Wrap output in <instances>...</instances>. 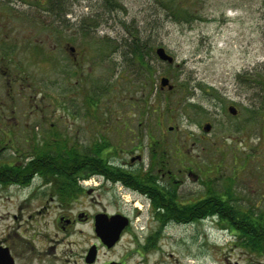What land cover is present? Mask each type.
<instances>
[{
  "label": "rangeland",
  "instance_id": "rangeland-1",
  "mask_svg": "<svg viewBox=\"0 0 264 264\" xmlns=\"http://www.w3.org/2000/svg\"><path fill=\"white\" fill-rule=\"evenodd\" d=\"M56 2L74 9L75 14L65 19L44 14L56 5L53 1L41 6V13L33 6L34 0H0V36L7 32L9 45L24 47L23 61L31 73L25 88L13 91V102L8 101L5 78L0 76V102L19 111L35 105V95H45L54 109L68 107L75 100L81 118L83 108H88L96 119L117 120L122 128L137 130L140 124L139 140L129 143L123 139L120 151L138 154L145 163L153 153H166L173 170L181 168L184 160V202L195 200L203 191L219 194L228 185L235 197L257 207L255 213H263L264 0L111 1L120 8L117 11L106 7L103 0ZM49 24L57 27H43ZM80 25L84 32H78ZM133 38L150 47L146 58L152 68L151 82L127 55L125 45ZM61 41L88 49L82 65L93 76H57L58 68L71 63L68 52L55 47ZM159 46L174 58L173 64L157 58L154 51ZM160 77H167L175 91L161 90ZM229 106L236 108L235 115L227 111ZM206 123L210 124L208 132L203 130ZM109 142L112 147L117 145L113 136ZM12 146L16 152L11 145L0 144V163L30 150L25 145ZM84 146L77 145L79 149ZM189 172L199 181H193ZM13 190L12 185L0 187V232L13 225L11 216L17 214L22 200V194ZM120 193L124 199L131 198L128 192ZM88 201L87 196L80 199L85 205ZM113 208L109 206V210ZM142 211V235L155 233L161 226L144 224L149 221L146 210ZM223 226L210 221L167 225L164 235L153 237L155 246L150 247L159 244L160 251L148 263L233 264L238 260L232 251L236 248L227 232L220 230ZM131 236L123 237L118 249L134 248ZM128 241L133 244L128 246Z\"/></svg>",
  "mask_w": 264,
  "mask_h": 264
},
{
  "label": "flooded vegetation",
  "instance_id": "flooded-vegetation-1",
  "mask_svg": "<svg viewBox=\"0 0 264 264\" xmlns=\"http://www.w3.org/2000/svg\"><path fill=\"white\" fill-rule=\"evenodd\" d=\"M34 1L36 4L33 6L38 7L41 13L44 11L41 6L49 1L56 3L44 12L55 18L65 19V16L75 14L74 9L63 8L56 0ZM111 1L114 0H103L106 7L119 10ZM43 27L53 29L57 26L49 24ZM79 27L78 32H84V26ZM53 32L65 36L64 32ZM10 39L7 32L0 36V76L5 78L8 101L13 102V91L21 92L31 73L28 64L23 61L24 47L16 45L14 48L8 44ZM56 46L63 53H69H66V58L71 62L68 67L58 68L57 76H93L90 70L84 71L82 65L84 57L89 54L84 45L77 48L70 42L61 41ZM16 50L20 53H15ZM55 62L59 65L60 59ZM60 98H54L53 102ZM33 101L35 105L25 106L19 111L8 109L6 103L0 102V119H3L0 144L11 145L13 152L17 150L12 145H25L30 149L0 163V167H6L9 172L8 181L5 184L0 182V187L12 185L15 193L22 194L17 214L11 216L13 225L0 232V264H133L130 262H134V257H138L134 264H149L150 256L160 251L159 244L156 248L150 247L154 246L153 237L164 235L167 225H184V216L181 220H172L174 203L183 208L198 205L209 191L201 192L195 200L184 202V160L179 164L181 168L173 170L166 153L164 157L162 153H153L147 163L138 154L122 153L118 145L123 143V139L129 143L137 142L140 124L137 130L129 126L122 128L117 120L112 123L108 118L96 119L88 108H83L84 117L81 118L75 100H71L68 107L61 105L58 109L53 108L55 105L45 95L40 98L35 95ZM112 136L117 144L113 147L108 144ZM61 145L69 150V169H60L57 164L67 156L61 157ZM77 145L85 146L79 149ZM45 149L53 152L54 159L47 161L52 168H45L43 157L38 156L37 151ZM152 150L157 152L154 148ZM188 176L193 181H199L192 172ZM228 187L218 194L215 213L205 216L201 209L197 210L196 215L186 223L210 221L224 225L220 230L227 232L225 235L236 248L232 251H236L238 260L235 259L233 264H264V232L253 233L249 229L252 210L257 207H253L248 200L235 197ZM121 191L128 192L131 198L124 199ZM84 196L89 198L87 205L80 202ZM102 200L104 205H101ZM94 205L98 208L93 209ZM110 205L114 206L113 210H109ZM143 208L149 221L145 220L144 224L161 226L155 233L149 234L148 231L143 234L147 237L142 235L144 227L139 224ZM223 208L232 211L227 213ZM99 215L106 217L104 221L111 231L107 235L110 238L119 227L114 221L122 223L126 219L127 225L111 245L104 243L95 231ZM134 223H138V227H133ZM242 225L246 227V232L241 230ZM129 234L135 247L118 249L123 237ZM139 234L143 243L139 242ZM132 242L128 241V246Z\"/></svg>",
  "mask_w": 264,
  "mask_h": 264
},
{
  "label": "trees",
  "instance_id": "trees-1",
  "mask_svg": "<svg viewBox=\"0 0 264 264\" xmlns=\"http://www.w3.org/2000/svg\"><path fill=\"white\" fill-rule=\"evenodd\" d=\"M56 10V9H55ZM54 12V11H52ZM55 13V12H54ZM53 13V14H54ZM59 19V18H58ZM136 39V38H135ZM131 41V43L126 44V51L127 55L131 57V59H134L140 66L142 70L145 71L144 76L147 75V80L151 82L152 80V72H151V66H150V61L149 58L147 59L148 52L150 51V47L148 48L146 43H140L135 41ZM128 47V48H127ZM127 60V57H126ZM171 84V83H170ZM173 87L170 90L171 92L175 91V86L171 84ZM51 147V146H50ZM60 155L63 157V155H67L65 158H61L57 164H59L60 169H69L70 168V155H69V150L66 149V146L61 145L60 146ZM66 149V151L64 150ZM38 156H42L45 162V168H52L51 166L48 165L47 161L52 158L53 152L45 149L41 151H37ZM58 153V152H57ZM52 158L51 160H53ZM0 182L6 183L9 179V172L6 170V167H0ZM230 195V194H229ZM231 196V195H230ZM219 201V195L215 191H209L207 197L201 201L198 205H193V206H184L180 207V205L174 203L173 209L171 210L172 212V220H181V217L184 216V223L189 221V219L193 216L196 215L197 210H202L203 215H208L211 213H215V203ZM177 206V207H176ZM224 212L230 213L232 209L229 208H223ZM251 224L249 226V229L253 233H261L264 232V212L261 214L255 213L254 210H252L251 213ZM241 230L243 232H246V227L244 225L241 226ZM253 243H257L256 241H252ZM153 243V242H152ZM155 246V245H154Z\"/></svg>",
  "mask_w": 264,
  "mask_h": 264
},
{
  "label": "water",
  "instance_id": "water-1",
  "mask_svg": "<svg viewBox=\"0 0 264 264\" xmlns=\"http://www.w3.org/2000/svg\"><path fill=\"white\" fill-rule=\"evenodd\" d=\"M154 53L157 56V58L160 59L161 61L166 62L167 64H173L174 58L171 55H169L163 47H161V46L157 47L155 49ZM159 87L161 90L164 88L171 90L173 86L170 84L169 79L167 77H160L159 78ZM227 111L231 115H235L237 113L236 108L233 106H229L227 108ZM170 129L171 128H169V130ZM203 130L205 132H208L210 130V124L206 123L203 126ZM104 218H106L105 215L97 216L96 223H95V231H96L97 235L99 237H101V239L104 243H106L107 245H111L112 243H114L116 241L120 231L123 229V227H125L127 225V222H126L125 218H124L125 221H122V223H119L117 220H115L114 221L115 225H118L119 227L117 228V230H115L113 232V237L110 238L107 235L111 234V231L108 230V224L106 221H104ZM114 219H115V217H114ZM109 241H110V243H109Z\"/></svg>",
  "mask_w": 264,
  "mask_h": 264
}]
</instances>
